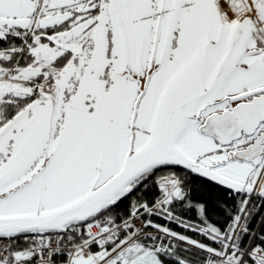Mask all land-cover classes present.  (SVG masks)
I'll return each instance as SVG.
<instances>
[{
    "label": "snow or ice",
    "instance_id": "obj_1",
    "mask_svg": "<svg viewBox=\"0 0 264 264\" xmlns=\"http://www.w3.org/2000/svg\"><path fill=\"white\" fill-rule=\"evenodd\" d=\"M260 217L264 0H0V264H264Z\"/></svg>",
    "mask_w": 264,
    "mask_h": 264
},
{
    "label": "trees",
    "instance_id": "obj_2",
    "mask_svg": "<svg viewBox=\"0 0 264 264\" xmlns=\"http://www.w3.org/2000/svg\"><path fill=\"white\" fill-rule=\"evenodd\" d=\"M184 216H185V218H191L192 220H195V213L194 212H185L184 213ZM210 216L212 217V219H214V220H219L221 217L219 216V214L217 213V212H215V211H213V212H211L210 213ZM259 219H264V217H260V218H258L256 221H254L253 223H252V228H253V230H255L256 228H258V226H259ZM174 229H176L177 231H183V229H180L178 226H176V225H171ZM189 234H191V233H189ZM196 238H199V237H196Z\"/></svg>",
    "mask_w": 264,
    "mask_h": 264
}]
</instances>
